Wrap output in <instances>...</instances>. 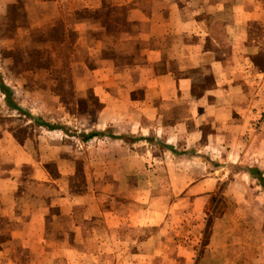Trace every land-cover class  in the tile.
Masks as SVG:
<instances>
[{
	"label": "crops",
	"instance_id": "1",
	"mask_svg": "<svg viewBox=\"0 0 264 264\" xmlns=\"http://www.w3.org/2000/svg\"><path fill=\"white\" fill-rule=\"evenodd\" d=\"M82 1L126 8L130 27L114 29L111 45L99 38L90 45V72L101 85L93 92L101 103L95 128L110 134L101 144L108 139L118 148L117 158L113 149L101 154L122 163L119 177L163 179L151 195L181 194L197 211L229 176V165L238 168L236 177L254 168L264 178V0ZM72 27L80 36L106 33L87 19ZM48 175L39 153L0 126V264H18V253L41 264L48 226L77 208L91 221L102 218L105 231L111 220L120 224L123 214L97 193L48 185ZM240 185L238 195L246 189ZM128 193V205L140 209V188ZM170 200L157 210L173 209Z\"/></svg>",
	"mask_w": 264,
	"mask_h": 264
},
{
	"label": "rangeland",
	"instance_id": "2",
	"mask_svg": "<svg viewBox=\"0 0 264 264\" xmlns=\"http://www.w3.org/2000/svg\"><path fill=\"white\" fill-rule=\"evenodd\" d=\"M86 4L0 0V126L39 153L49 172L48 185L55 181L79 196L97 193L100 203L123 214L118 227L111 220L107 231L102 218L91 221L81 208L72 218L55 220L48 226L51 240L41 264H184L187 256L188 264H264V178L259 170L252 168L251 176L239 178L238 168L229 165V176L197 211L181 194L151 195L150 189L160 188L163 179L119 177L122 163L103 160V148L115 150V158L118 148L108 139L101 144L110 134L95 128L101 103L93 92L101 85L100 76L90 72V45L94 38L111 45L114 29L130 27L126 8ZM86 19L104 26L106 33L80 36L72 30L73 23ZM91 133L95 136L84 140ZM240 184L246 192L238 195L234 189ZM133 186L142 191L140 209L128 205ZM152 196L153 202H146ZM169 200L173 209L157 210ZM16 259L18 264H38L22 253Z\"/></svg>",
	"mask_w": 264,
	"mask_h": 264
},
{
	"label": "trees",
	"instance_id": "3",
	"mask_svg": "<svg viewBox=\"0 0 264 264\" xmlns=\"http://www.w3.org/2000/svg\"><path fill=\"white\" fill-rule=\"evenodd\" d=\"M5 98H6V95H5ZM42 125L46 126L48 129H51L50 127L47 126L46 123H42ZM95 136V134H88L87 136H85L84 140H89L91 138H93Z\"/></svg>",
	"mask_w": 264,
	"mask_h": 264
}]
</instances>
